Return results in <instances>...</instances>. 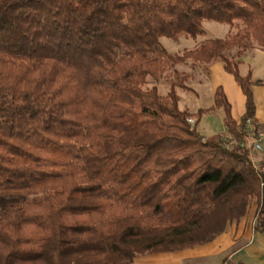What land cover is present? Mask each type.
<instances>
[{
    "label": "trees",
    "instance_id": "1",
    "mask_svg": "<svg viewBox=\"0 0 264 264\" xmlns=\"http://www.w3.org/2000/svg\"><path fill=\"white\" fill-rule=\"evenodd\" d=\"M206 20L240 27L161 45ZM255 47L264 0H0V264H130L206 245L253 204L264 233V150L256 167L246 142L264 79L239 73ZM216 62L244 98L238 121L221 87L211 108H179L193 74L176 66ZM214 109L227 137L197 131Z\"/></svg>",
    "mask_w": 264,
    "mask_h": 264
},
{
    "label": "rangeland",
    "instance_id": "2",
    "mask_svg": "<svg viewBox=\"0 0 264 264\" xmlns=\"http://www.w3.org/2000/svg\"><path fill=\"white\" fill-rule=\"evenodd\" d=\"M204 35L198 36L196 39L180 36L176 39H168L161 38L160 43L163 48L171 53V54H179L183 50L192 49L198 42L213 39V38H223L228 33L235 32L237 30V26L240 27V23H236L234 28L230 29L226 24H220L213 21H204L203 24ZM231 52H226V55H230ZM242 63L239 66L240 75H246L249 71L251 72V78L253 82H257L264 79V52L259 50L258 48H252L246 51L241 57ZM176 69L183 72H191L193 74L192 79L187 83L190 91H182L177 89V95L179 96V107L184 108L187 106L190 110L195 109H206L213 106V96H212V88L216 85H221L227 92L230 98L232 113L235 117L240 115L243 107L240 105V101L238 97L231 91L230 84H235L232 77L230 75L223 73L221 75L215 74L213 72L212 76L209 78H205V75H208L203 72L200 68H195L191 71V69L187 65H177ZM200 71L202 73H200ZM229 77V78H225ZM196 78H198L196 80ZM237 85V84H235ZM147 88L156 87L158 94L164 96L168 93L169 87L163 82H153L148 79ZM222 88V89H223ZM193 89L196 91H193ZM255 90V104L257 109V114L260 115L264 110V93L260 90V86L254 85ZM223 113L221 110L214 109L206 114H204L197 125V131L204 137H209L215 134H222L224 132V127L222 124ZM255 127V126H254ZM258 133L262 136L258 135V138L252 140L251 135L247 137L246 142L247 148L251 150L250 160L252 164L256 167H259V163L263 159L262 152L264 150V126L258 127ZM252 133V132H251ZM227 137V135H226ZM260 140L262 144V152L253 150L252 143L255 141L258 142ZM246 217H251L252 222H255V205H251L249 207L248 213Z\"/></svg>",
    "mask_w": 264,
    "mask_h": 264
},
{
    "label": "crops",
    "instance_id": "3",
    "mask_svg": "<svg viewBox=\"0 0 264 264\" xmlns=\"http://www.w3.org/2000/svg\"><path fill=\"white\" fill-rule=\"evenodd\" d=\"M213 72L218 75L225 73L221 62L210 65L209 74L205 75V78L207 79L209 76H212ZM200 73L202 72L200 71ZM235 84H230V89L238 97L240 105L242 104L243 107L238 117H235L232 113L234 120L238 121L244 112V98L239 87ZM217 87L223 88L221 85L214 86L212 88V96ZM253 88L254 85L252 86L254 96L255 90ZM260 90L264 93V86H260ZM193 91L195 90L193 89ZM223 91L231 105L228 92L224 88ZM180 109H187L190 113H195L199 110H190L187 106ZM254 121L259 127L264 126V110L263 113L258 115L257 109H255ZM222 135L226 136L225 129ZM239 262L244 264H264V233L254 230L251 217L245 216L239 223L230 225L223 234L206 245L176 252L138 256L130 264H238Z\"/></svg>",
    "mask_w": 264,
    "mask_h": 264
},
{
    "label": "built area",
    "instance_id": "4",
    "mask_svg": "<svg viewBox=\"0 0 264 264\" xmlns=\"http://www.w3.org/2000/svg\"><path fill=\"white\" fill-rule=\"evenodd\" d=\"M187 121L190 124H193L194 123V121L192 119H188ZM247 126H248V133L250 134L251 132H253V129H254L251 120L247 121ZM260 136H262V135L260 134ZM252 140H255V139H252ZM253 142L254 143H252V145H251L252 148H253V150L261 151L262 152V144H261L260 140L258 139V142L257 143L255 141H253Z\"/></svg>",
    "mask_w": 264,
    "mask_h": 264
}]
</instances>
